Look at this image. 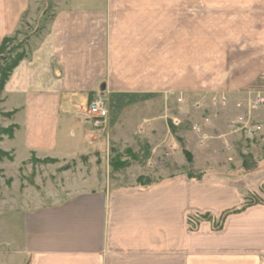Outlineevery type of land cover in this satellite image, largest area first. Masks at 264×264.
<instances>
[{"label": "crops", "instance_id": "crops-1", "mask_svg": "<svg viewBox=\"0 0 264 264\" xmlns=\"http://www.w3.org/2000/svg\"><path fill=\"white\" fill-rule=\"evenodd\" d=\"M45 1L0 0V43L26 13L48 10ZM56 2L46 33L0 93L14 127L3 150L12 161L57 164L84 153L83 143L98 136L79 115L88 94L225 96L264 75V0ZM260 153H249L255 167L241 160L228 177L204 170L199 178L177 173L111 189L75 178L35 206L23 201L8 212L15 234L2 229L0 264H264ZM249 195L262 202L226 216L220 229L207 221L189 229V216L218 218Z\"/></svg>", "mask_w": 264, "mask_h": 264}, {"label": "rangeland", "instance_id": "rangeland-1", "mask_svg": "<svg viewBox=\"0 0 264 264\" xmlns=\"http://www.w3.org/2000/svg\"><path fill=\"white\" fill-rule=\"evenodd\" d=\"M57 3L46 0L44 5L48 10L42 12L38 6L36 12L24 15L20 27L0 53V66L10 57L22 52L27 57L31 53L46 33ZM94 3L100 4V0ZM253 84L256 86L225 96L187 93L182 102L177 101L174 93L101 95L108 107L106 128L92 143H83L84 153L63 158L57 164L21 160V155L16 156V161H0V242H6L2 229L6 228L7 235L15 234L16 218L8 212L20 210L18 205L23 201L35 206L39 197L43 199L55 190L68 187L75 178L79 181L97 178L111 189L136 185L140 176L152 183L177 173L199 178L204 170L223 169L224 173H220L223 177L235 176L234 170L242 160L239 155L250 156L256 150L261 151L264 159V104L250 108L256 92H261L259 96L264 98V75ZM92 95L85 96L87 103L100 96ZM173 117L180 121L178 126L171 125ZM239 117L249 118V124L259 129L248 137L237 123ZM9 126L0 110L2 151L7 149L8 137L1 130ZM85 126L90 130V125ZM73 130L80 132L75 126ZM170 143L175 147L173 152ZM185 153L190 155V162L186 161ZM254 161L251 163L255 164ZM112 163L127 165L113 171ZM191 221L198 219L192 217Z\"/></svg>", "mask_w": 264, "mask_h": 264}, {"label": "trees", "instance_id": "trees-1", "mask_svg": "<svg viewBox=\"0 0 264 264\" xmlns=\"http://www.w3.org/2000/svg\"><path fill=\"white\" fill-rule=\"evenodd\" d=\"M10 38L11 37H5L2 39V41L0 43V53L2 52L5 44L7 43V41ZM25 56H26L25 53L22 52L19 55H15L13 58H11V57L8 58L7 61L2 66H0V93H1V90L4 86L5 81L7 80L9 74L11 73V71L17 66L19 61H21L22 59L25 58ZM4 115L6 117L10 116V114H4ZM13 128H14L13 126H9L8 128L2 129L1 134L7 136L8 138H11ZM184 155L186 157V161L190 162L191 161L190 155L188 153H185ZM3 159H7V160L11 161L12 157L10 156V154L8 152L0 150V161ZM241 159L243 161V163H242L243 167H245V166L246 167H248V166L249 167H255L254 166L255 164L251 163L252 159L250 156H248V155L242 156ZM32 161L33 162H39L38 160H35L33 158H32ZM52 161L53 160H50V159H44V160H41L40 162L45 163V162H52ZM124 165H127V164L125 163V164L118 165V164L112 163L111 169L113 171H117L118 169L124 167ZM151 183H152L151 181L147 180L146 178H143L142 176L138 177L136 180L137 186H147V185H150ZM261 202H262L261 199L255 197L253 195L246 196V197H244V202L242 205H240L239 207L232 208L230 210L223 212L218 218H214L210 214L189 216V218L187 220L188 227L190 230L195 229L198 222L207 221L211 224V228L213 230H218L222 227V223H223L226 216H228L230 214L239 213V212L243 211L245 208H247L251 205H254V204L261 203ZM192 217H196L198 219V221L192 223V221H191Z\"/></svg>", "mask_w": 264, "mask_h": 264}, {"label": "built area", "instance_id": "built-area-1", "mask_svg": "<svg viewBox=\"0 0 264 264\" xmlns=\"http://www.w3.org/2000/svg\"><path fill=\"white\" fill-rule=\"evenodd\" d=\"M256 93L257 96L255 98V101L250 106L251 109L253 108L256 109L258 104L260 105L264 104V98L259 96L261 92H256ZM183 96L184 94H177V101L182 102L184 100ZM79 115H80V119L84 123L90 125L91 133L98 135L99 133H102L106 128V122L108 118V107L106 105L105 100L101 96H98L97 98L88 102L86 107L82 109V111H80ZM170 121H171V125L173 126H178L180 123L178 118L175 117L170 118ZM237 123L242 125L241 129L248 137L252 136L254 131L259 129V127H253L249 124L250 123L249 118L243 120L242 117H239L237 119ZM194 130L196 132L198 131L197 128H194ZM169 149L172 152L175 151V147L173 146V144L171 143L169 144Z\"/></svg>", "mask_w": 264, "mask_h": 264}]
</instances>
